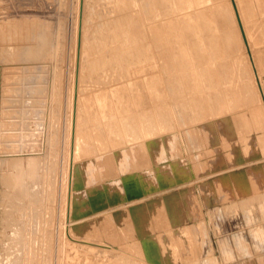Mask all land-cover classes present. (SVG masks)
<instances>
[{"label":"rangeland","instance_id":"rangeland-1","mask_svg":"<svg viewBox=\"0 0 264 264\" xmlns=\"http://www.w3.org/2000/svg\"><path fill=\"white\" fill-rule=\"evenodd\" d=\"M236 1L249 7L247 9L243 6L246 12L249 10L251 13L256 9L253 14H245L244 19L255 40L253 49L264 85V0ZM254 1L258 3L252 4ZM228 5L230 8L227 7ZM208 16L212 18V23L206 19ZM237 20L231 0H0V78L3 77L0 79L2 82L0 83V98L2 97L0 99V143H2L0 144V264H152L141 258L142 256H136L138 252L137 255L141 254L139 247L141 249L143 239L144 241L153 239L155 243L157 242L155 246L169 259L175 258L180 261L181 254L185 252L187 255L184 254L183 260L187 258L189 261L186 259V262L181 264H264V178H262L264 177V149H262L264 115L261 119L258 115H261L263 110L262 113H257V108L260 106H258L257 83L260 78L258 75L257 79L252 71L248 53L252 51L251 43L247 39L248 46H246ZM244 26L243 23L242 28L246 34V26L245 28ZM132 33L135 35L134 38L131 36ZM221 98H225L227 107L224 113L225 120L232 123V127L229 125L231 132L228 128L224 131L221 129L215 131L213 126L212 131V127L206 125L209 120L212 122L213 118L214 121L222 123L219 120L224 119L225 116L219 110L208 112L212 117L209 114L208 117L204 116L207 104L211 110L217 109ZM248 100H251L250 103ZM244 103L250 105L245 106ZM245 107L249 109L250 114ZM235 109L238 111H234ZM240 111L241 115L247 112L248 122H251L255 118L253 114L257 113L255 116L257 115L260 120L257 118L254 120L258 121L255 128L260 127L259 131L256 129L255 131L253 127L252 132V127L241 129V126L236 125L232 114H236L239 118ZM246 114L243 116L246 117ZM205 118L208 120L206 121ZM161 123L164 125L160 131L162 134L159 132L153 137L144 136L143 127L153 131L157 124L160 126ZM190 123H196L197 127ZM209 130L214 134L213 137ZM226 131L232 134L227 133V135ZM205 132H209L211 136ZM217 132L219 135L224 132V135L216 137ZM202 133L206 137H203ZM128 134L135 139L133 138L132 141V137H128ZM192 136L195 138L192 139ZM209 136L214 140L210 141ZM237 136L239 139H236ZM146 137L149 139L145 143ZM196 138H202L200 143ZM207 139L210 144L207 143L209 142ZM222 139L227 141L221 142ZM135 140L139 141V144L135 145ZM203 140L206 141L207 147L201 143ZM75 141L81 145L77 156L79 161H82L79 156L82 159L86 158L84 161L87 164L90 162H87L89 157L99 158L103 154L105 157L101 158L103 160L107 158L104 164L101 158L98 160L95 157L96 160L93 159L91 162L95 160L96 165L91 163L92 166L90 165L89 168L91 173L85 175L84 180L87 179L85 184L82 186L84 183L82 179L78 189H73L74 193L81 191L79 194L82 198L85 196L87 199L96 196L103 198L104 204L98 208L99 210L97 209L103 213L98 214L97 218L93 216L95 218L84 220L88 227L84 223L82 226L77 224L81 228L84 227L83 224L86 226L85 229L83 228L85 235L88 232L90 234L96 232L90 229H97L102 222L103 226L106 223L104 226L106 230L112 227L108 230L111 234L105 231L104 227H99V231L97 229L99 236L88 233L95 239L91 238V240L89 235L85 238L88 237L90 239L88 242L96 245L77 243L67 236L70 232L72 237L79 239L80 236L81 240H85L83 234L79 235L83 231L80 227L81 231L76 232L73 229L76 224L69 225L68 178ZM233 143L240 149L242 155V161L235 165L233 164L235 161H229L236 153V150L231 148L234 146ZM250 143L252 145H247ZM122 144L126 148H121ZM129 144L130 146L134 144L131 147L133 152ZM215 145L219 148H215ZM114 147L118 150L115 151ZM178 147L181 151L178 149L177 154H174ZM205 148L208 150L206 153ZM216 150L218 153L215 154ZM221 150L228 153L223 152L222 155ZM211 152L214 155L210 157ZM192 154L195 159H190ZM122 155L126 157L128 164L125 170L119 165L123 160ZM198 156L203 157L200 158L201 163ZM28 157H34L36 160L33 169L28 165ZM147 157L148 161L145 160ZM166 160L168 164H165ZM142 163L144 165L146 163L145 167H142ZM186 163L187 165L184 166ZM194 164L196 168L202 170H195ZM115 165L117 171L119 170L118 173ZM101 166L105 168L101 169ZM193 168L194 177L191 172ZM215 170L218 173L214 172ZM112 171L117 175L113 173L111 176ZM79 175L78 179H80ZM89 176L94 178L90 179ZM190 176L191 178H188ZM253 177L257 178V182L260 181V189L256 188L259 183ZM90 180L94 182L92 185L88 184ZM96 182L99 186L94 185ZM248 182L250 184H247ZM193 184L196 186L194 187ZM88 186L90 189H87ZM112 186L114 189L111 188ZM92 187L94 189L99 187V190H94ZM225 188H228L227 191ZM87 193L93 194L89 195L91 198ZM165 194H169L168 198L171 197L169 211L164 206L163 198L160 200L161 197L165 198ZM141 196L144 198H139ZM222 198L225 199L221 200ZM182 199L185 201L183 202ZM189 199L193 201L191 205ZM139 203L144 205L139 207ZM128 204L130 206L136 204V206L129 209ZM136 207L142 209L147 207V210L148 208L150 210L143 209L142 212L144 214L147 212L146 215L149 217L142 216L144 214L141 212L140 217L143 218L137 220V225L135 219H132L134 212L130 215V211ZM192 208L194 213L196 211L199 213L193 214ZM124 209L129 211L126 212ZM118 211H121V217L129 213L128 216L126 214L122 217V220L125 218V224L131 221L133 223L129 225L127 223L126 227L121 217L118 218L120 216ZM158 211L162 215L158 214ZM152 214H154L153 219H151ZM198 214L200 217L197 218ZM114 215L118 218L115 220L120 219L122 223L120 221L115 223ZM129 215L133 216L131 220L127 219ZM163 215L167 217L164 218ZM160 216L166 221L163 222ZM105 217L113 220L114 225L111 220L112 223L105 221ZM172 217L174 219H171ZM75 218L77 217L73 216L72 219ZM142 220L145 222L143 223ZM151 220L157 221L158 224L162 221L159 226L166 231L162 232L163 229ZM197 221L200 223H196ZM148 222L152 226L150 223L149 226ZM165 222L169 225L166 226ZM199 224H202V227L199 228ZM122 225L123 228L120 227ZM190 225L194 230L193 233L185 231L186 228L190 230ZM115 227L119 231H116ZM143 227H147L148 230ZM102 228L105 237L100 236L103 232ZM139 228L140 235L137 234ZM120 229H124L125 232ZM169 229L172 230L173 235L168 234ZM144 230H147L145 233L148 232L149 236ZM120 231L122 235H118L119 238L128 239L132 235L134 237L129 238L132 241L125 242L124 239H122L124 242L119 241L120 244L125 243L123 247L117 242L118 236L114 238L118 232L120 234ZM135 234L140 236L141 242ZM141 234L146 237L144 235L141 237ZM108 239L111 240V244ZM113 241L118 245L116 246ZM127 241L131 242L132 246L134 242L136 245L132 247ZM128 247L136 252L129 250Z\"/></svg>","mask_w":264,"mask_h":264},{"label":"bare ground","instance_id":"bare-ground-1","mask_svg":"<svg viewBox=\"0 0 264 264\" xmlns=\"http://www.w3.org/2000/svg\"><path fill=\"white\" fill-rule=\"evenodd\" d=\"M251 1H253V0H251ZM251 1L249 0L248 2H251ZM259 1H260V0H259ZM234 2H235V5H236V9H237V13H238V16H239V21H240V23H241V26H242L243 23H244L245 26H246V34H245V32H244V34H245V38H246V45L248 46L247 43H248V41L250 42V40H251V38H249V37H250V29H249V27H248V26L246 25V23H245V19H244L245 17H244V16H245V14L247 15V13H249L248 15L253 14L254 11H256V9H255L256 5H255V7H252V8H254L255 10H253V12L251 11V13H250L249 10H248V12H246L247 10L245 11V8H247V7L244 6L240 1H239V3H238V1L234 0ZM242 2H243V0H242ZM248 2H247V3H248ZM256 2L258 3V1H256ZM256 2L254 1V2H252V4H254V3H256ZM245 3H246V2H245ZM257 3H256V4H257ZM225 5H226V4H225ZM248 5H250V4L248 3ZM248 5H247V6H248ZM243 6H244L245 8H244ZM253 6H254V5H253ZM224 7H225V6H224ZM224 7H223V8H224ZM227 7H229V5H228ZM227 7H225V8H227ZM229 8H230V7H229ZM248 8H249V7H248ZM248 8H247V9H248ZM250 9H251V8H250ZM261 10H262V9H261ZM239 12H240V14H239ZM245 12H246V13H245ZM259 12H260V11H259ZM259 12H258V14H259ZM206 19H207L208 22H210V23L213 22V20H212V18H211L210 16H208V18H206ZM237 21H238V20H237ZM248 25H249V24H248ZM245 26H244V28H245ZM242 29H243V28H242ZM243 31H244V29H243ZM131 36L134 38V37H135L134 33H132ZM248 36H249V37H248ZM247 39H248V41H247ZM250 47L252 48L251 44H250ZM254 53H255L254 49H252V51L249 52V59H250L251 65H252V71H253V73H254V76L257 77V79H258V75H259V78H260V79H258V83H257L258 90H259V94L257 93V95H258V106L260 105L259 107H260V109H261V108H262V109L260 110L259 107H258V108H257V110H258L257 113L260 114V112L262 113V110H263V113H262L261 115H258V117L261 116V119H263V118H262V115H264V85H263V79H261V76H260V71H261V70L258 69V66H259L258 64H259V63H257L258 60L256 59ZM258 54H259V53H258ZM259 56H260V55H259ZM259 58L261 59V56H260ZM186 60L188 61L187 58H186ZM260 61L262 62V60H260ZM178 63H179V60H178ZM262 63H263V62H262ZM190 66H191V64H190ZM262 67H263V65H262ZM262 67H261V69L263 70ZM2 68H3V67H2ZM212 69H213V68H212ZM254 70H255V71H254ZM0 71H1V70H0ZM262 72H263V71H262ZM0 75H1V73H0ZM240 75H241V74H240ZM239 77H240V76H239ZM1 78H3V77H1ZM1 78H0V79H1ZM241 78H242V77H241ZM262 78H263V76H262ZM0 81H1V80H0ZM147 81H149V80H147ZM243 81H244V79H243ZM243 81H241V82H243ZM238 82H239V81H238ZM0 83H2V82H0ZM1 87H2V86H1ZM149 91H151V89H150ZM252 95H254V93H253ZM1 98H2V97H1ZM1 98H0V99H1ZM224 100H225V98H221V99L219 100V107H218L217 109H214V110H211V108L209 107V104H207V107H205V104H206V103L203 104V107H205V110H206L205 113H204V114H206V115H204V116H205V117H208L207 115H208V114L210 115V113H208V112L211 111V113H212V112L215 111V110H219L221 113L223 112L222 115H223L224 113H226L227 107H226V104H225V101H224ZM251 100H252V99H251ZM251 100H250V101H251ZM248 101H249V100H248ZM250 101H249V103H250ZM253 102H254V101H253ZM240 103H241V102H240ZM249 103H247V104L250 105ZM0 104H1V103H0ZM241 104H242V103H241ZM244 104H246V103H244ZM247 104H246L245 106H247ZM252 104H253V103H252ZM252 104H251V105H252ZM242 106H243V105H242ZM253 106H254V105H253ZM228 107H229V106H228ZM248 107H249V106H248ZM250 107H252V106H250ZM256 107H257V106H256ZM234 108H237V107H234ZM245 108H246V110L249 112V109H248L247 107H245ZM241 109H243V108L241 107ZM250 109H251V108H250ZM254 109H256V108L254 107ZM2 110H3V109H2ZM252 110H253V109H252ZM252 110H251V115H252ZM259 110H260V111H259ZM228 111H229V110H228ZM234 111H238V110L235 109ZM234 111H233V112H234ZM241 111H242V110H241ZM241 111L238 112V113H239V114H238V115H239V118H238V116H237L236 114H234V113L232 114V115H234V116L236 115L235 117H237V119H236V118L233 116V118L235 119L236 125H237V126H241V129H242V127H243V128H244V127H245V128H247V127H249V128L252 127V128H251V131L253 132V127H254V130H255V129H256L255 126H256V124H257V122H258V121L256 122V120L259 119V118L256 117L257 115L255 116V114H257V113H254V114H253L254 117L257 118V119L254 120V119H255V118H254V119L251 120V122H248V120H247L248 115L246 114L247 112H246V111H245V112L243 111V112L246 114V117H244L243 115H245V114L243 113V114L241 115V114H240V113H242ZM253 111L256 112L255 110H253ZM229 113H230V112H229ZM236 113H237V112H236ZM188 114H189V113H188ZM190 114H191V113H190ZM213 114L215 115V113H213ZM249 114H250V112H249ZM199 115H200V114H199ZM227 115L229 116V114H227ZM251 115H250V116H251ZM210 116L212 117V114H211ZM219 116H220V115H219ZM223 116H225V114H224ZM223 116H222V118H223ZM191 117H192V114H191ZM193 117H194V116H193ZM193 117H192V118H193ZM196 117H197V116H196ZM211 117H210V118H211ZM215 117H216V116H215ZM220 117H221V116H220ZM192 118H191V120H192ZM210 118H209V119H210ZM222 118H221V119H222ZM225 118H226V116H225L224 119H222V120H219V118L217 119V120H219V121H222V123H219V122H217V121H214V118H213V119L211 118V119H212V122H210L211 120H209V123H206V121H207L208 119L205 118V119H206L205 123H206V125L209 124L210 128L213 126L214 129H215V131H216V129H219V130L221 129V131H222V130L224 131V130H227L226 128H228V131H230L231 128H229V125L231 126L232 123H231V122L229 123L227 120H225ZM230 118H231V116H230ZM241 118H242V119H241ZM245 118H246V120H243V119H245ZM2 119H3V118H2ZM2 119H1V120H2ZM197 119H198V118H197ZM227 119L229 120V118H227ZM231 119H232V118H231ZM248 119L250 120V118H248ZM259 120H260V119H259ZM229 121H230V120H229ZM262 121H264V120H262ZM2 122H3V120H2ZM192 122H193V121H192ZM192 122H191V123H192ZM199 122H200V121H199ZM233 122H234V120H233ZM235 122H234V123H235ZM3 123H4V122H3ZM188 123H189V122H188ZM191 123H190V124H191ZM196 123H197V122H196ZM196 123H195V124H196ZM217 123H218V124H217ZM226 123L228 124V126H227ZM193 124H194V123H193ZM193 124H191V125L193 126ZM195 124H194V125H195ZM198 124H199V123H198ZM220 124H221V125H220ZM262 124H263V122H262ZM262 124H261V127H262ZM200 125H202V124H200ZM203 125H205V124L203 123ZM218 125H220V128H219ZM3 126H4V124H3ZM163 126H164V125H163L162 123L160 124V126H158V124H157L156 129L153 130V131H151L150 129H147V128H145V127H143L142 130H143V133L145 134L144 136H149V135L151 136V135H152V137H153V136L158 135L157 133H159L160 131H162ZM187 126H189V125H187ZM195 127H197V126L195 125ZM204 127H206V126H204ZM207 127H208V126H207ZM213 127H212V131L214 130ZM231 127H232V126H231ZM135 128H136V127H134V129H135ZM186 128H187V127H186ZM191 128H192V127H191ZM191 128H190V129H191ZM208 128H209V127H208ZM238 128H240V127H238ZM259 128H260V127H258V129H259ZM190 129H189V130H190ZM234 129L236 130L237 128L235 127ZM258 129H256V130H258ZM185 130H186V129H185ZM193 130H196V129H193ZM207 130H208V129H207ZM239 130H240V129H239ZM245 130L247 131L248 129H245ZM256 130H255V131H256ZM263 130H264V129H263V127H262V131H263ZM183 131H184V130H183ZM190 131L192 132V130H190ZM204 131H206V130H204ZM209 131H210V133H211V135H212V137H213L214 134H212L211 130H209ZM258 131H259V130H258ZM258 131H257V132H258ZM1 132H2V131H1ZM186 132H189V131L186 130ZM195 132H196V131H195ZM230 132H231V131H230ZM230 132L228 133V132L226 131L225 133H226V134H227V133L230 134ZM232 132H233V130H232ZM239 132H240V131H239ZM244 132H245V131H244ZM252 132H251V133H252ZM160 133H161V132H160ZM171 133H172V132H171ZM173 133H174V132H173ZM181 133H182V132H181ZM198 133H199V132H198ZM205 133H206V134H209V132H205ZM213 133H214V132H213ZM241 133H242V132H241ZM251 133H250V134H251ZM3 134H4V133H3ZM154 134H155V135H154ZM161 134H162V133H161ZM161 134H160V135H161ZM168 134H169V133H168ZM183 134H184V133H183ZM202 134H203V133H202ZM221 134H222V133H220V135H221ZM228 134H227V135H228ZM231 134H232V133H231ZM231 134H230V135H231ZM261 134H262V133H261ZM263 134H264V131H263ZM166 135H167V134H166ZM172 135H173V134H172ZM176 135H177V133H176ZM176 135H175V136H176ZM190 135H192V133H191ZM195 135H196V134H195ZM204 135H205V134H203V137H206V136H204ZM209 135H210V134H209ZM211 135H210V136H211ZM218 135H219V134H218V132H217V134H216L215 136L217 137ZM220 135H219V136H220ZM222 135H224V132H223ZM236 135H237V134H236ZM239 135H240V133H239ZM239 135H238V136H239ZM247 135H248V134H247ZM251 135H254V134H251ZM142 136H143V135H142ZM184 136H185V134H184ZM184 136H183L182 138H184ZM193 136H194V134H193ZM193 136H192V139L195 138V137H193ZM198 136H199V134H198ZM201 136H202V135H201ZM210 136H209V137H210ZM215 136H214V137H215ZM225 136H226V135H225ZM232 136H233V135H232ZM232 136H229V137H232ZM238 136L236 137V139H239ZM248 136H250V135H248ZM258 136H259V135H258ZM3 137H4V136H3ZM128 137H132L131 140L133 141V138H134V137H133L131 134H130V135L128 134ZM158 137H159V136H158ZM176 137H178V136H176ZM187 137L189 138V137H191V136H187ZM196 137H197V135H196ZM209 137H207V138H209ZM223 137H224V136H223ZM226 137H228V136H226ZM233 137H235V136H233ZM242 137L246 139L245 136L242 135ZM253 137H255V136H253ZM263 137H264V136H263ZM263 137H261V138H263ZM156 138H157V137H156ZM185 138H186V137H185ZM188 138H187V140H188ZM199 138H200V137H199ZM199 138H196V139L199 140V143H200V140H201L202 138H201V139H199ZM134 139H135V138H134ZM141 139H142V138H141ZM148 139H149V137H146V139H145V143H146V141H148ZM196 139H195V141H197ZM219 139H221V137H220ZM136 140H137V139H136ZM136 140H135V141H136ZM143 140H144V138H143ZM143 140H142V141H143ZM151 140H153V139H151ZM205 140H206V139H205ZM207 140H208V139H207ZM212 140H214V139H212V138L210 137V141H212ZM216 140H218V139H216ZM216 140H215V141H216ZM232 140H233V139H232ZM240 140H242V138H240ZM261 140H262V139H261ZM2 141H3V140H2ZM172 141H173V140H172ZM176 141H177V143H178V140H177V139H176ZM192 141H193V140H192ZM208 141H209V140H208ZM210 141L207 142V143L210 144ZM226 141H227V140H226ZM226 141L222 139L221 142H226ZM230 141H231V140H230ZM242 141H243V140H242ZM247 141H248V138H247ZM262 141H263V143H264V139H263ZM138 142H139V141H136V143L134 142V144L137 145V144H139ZM154 142H155V141H154ZM232 142H234V141H232ZM235 142H236V141H235ZM249 142H251V140H249ZM140 143H142V142H140ZM177 143H176V146H177ZM180 143H181V142H180ZM180 143H179V144H180ZM192 143H193V142H192ZM197 143H198V141H197ZM201 143H204V145L206 146V141L204 142V140H203V142H201ZM211 143H212V142H211ZM215 143H216V142H215ZM219 143H220V142H219ZM239 143H240V142H239ZM252 143H253V142H252ZM252 143L247 144V145L250 146V145H252ZM0 144H2V143H0ZM124 144H125V142H124ZM124 144H122V146H123ZM134 144H132V146H130V144H129V147H130V148L133 147ZM142 144L144 145V143H142ZM149 144H150V143H149ZM174 144H175V143H174ZM179 144H178V145H179ZM224 144H225V143H224ZM224 144H223V145H224ZM230 144H231V143H230ZM233 144H234V143H233ZM233 144H232V145H233ZM242 144H243V143H242ZM242 144H241V145H242ZM245 144H246V143H245ZM79 145H80L79 142H76V141H75V144H74L73 147H72V163H71V166H70L69 178H68V181H69V184H68V206H69V215H70V216H69V225H70V226H73L74 224H76V225H77V224H81V226H82V223L85 222L84 220H88V219H90V218H95V217H93V216H96V218H97V217H98V214L103 213L102 211H101V212L98 211V210H99L98 208L101 207V206L104 204V203H103V198H100V196H99V198H98L97 196L91 198V196H89V195H93V194H88L89 192H88L87 194H88V196H89L91 199H87L86 196H85V198H82V197L80 196V194H79V193H81V191H75V193H74V191H73V189H74V190H75V189H78V186H80V184L82 183V179L84 180V179H85V175H88L89 170L91 171V169H89V168H90V165L92 166L91 163H94V164H95V163H96L95 160H96V158H98V157L94 156L93 159H95V160H94V162H91L93 159L89 157L90 159L88 158L87 162H89V161H90V162L87 164L86 161H84L86 158L82 159V157L79 156V159L81 158V160H82V161H79V160L77 159V158H78L77 156L79 155L78 153H79V150H80V146H81V145H80V146H79ZM114 145H115V144H114ZM114 145H113V146H114ZM118 145H119V144H118ZM118 145H116V146H118ZM150 145H152V144H150ZM156 145H157V143H156ZM192 145H193V144H192ZM192 145H191V146H192ZM195 145H197V144L195 143ZM207 145H208V144H207ZM211 145H212V144H211ZM213 145H214V144H213ZM219 145H221V144H219ZM223 145H222V146H223ZM260 145H261V144H260ZM1 146H2V145H1ZM122 146H121V148H126V146H125V147H124V146L122 147ZM172 146H173V145H172ZM197 146H199V145H197ZM201 146H202V145H201ZM209 146H210V145H209ZM225 146H226V145H224V147H225ZM242 146H243V145H242ZM244 146H245V145H244ZM254 146H255V144H254ZM262 146H263V145H262ZM2 147H3V146H2ZM2 147H1V149H2ZM143 147H144V146H143ZM148 147H149V146H148ZM206 147H207V146H206ZM214 147H215V148H219V146L216 147V145H215ZM220 147H221V146H220ZM224 147H223V148H224ZM101 148H102V147H101ZM101 148H99V149H101ZM117 148H119V147H117ZM121 148H119V150H121ZM146 148H147V146H146ZM192 148H193V146H192ZM197 148L200 149V146L197 147ZM202 148H204V147H202ZM212 148H213V146L211 147V149H212ZM225 148L228 149V147H225ZM225 148H224V150H226ZM231 148H233V150H236V153H234L235 151H234V152L232 151V152L234 153V155H233L234 157H230V160H229V161H232V162L235 161V162L233 163V164L235 165V163H238V162L242 159V157H241L242 155L239 156V155H240V154H239V152H240L239 150H240V149L236 148L235 144H234V146H231ZM239 148H240V147H239ZM114 149H115V151L118 150V149L116 150L115 147H114ZM131 149H132V152H133V148H131ZM137 149H138V148H137ZM144 149H145V148H144ZM157 149H158V148H157ZM162 149H163V148H162ZM178 149H179V147L176 148V153H175V152H173V153H174V154H177V150H178ZM206 149H207V148H205V153H206V151L208 152V150H206ZM209 149H210V148H209ZM220 149H221V148H220ZM251 149H252V148H251ZM254 149H255V148H253L252 150H254ZM262 149H264V146H263ZM111 150H113V147H112ZM111 150H109V152H110ZM122 150H123V149H122ZM128 150H129V149H128ZM128 150H127V151H128ZM222 150H223V149H222ZM222 150H221L222 155H223V152H224L225 154L228 153V151L225 152V151H222ZM231 150H232V149H231ZM115 151H114V152H115ZM145 151H146V150H145ZM147 151H148V150H147ZM163 151H164V150H163ZM173 151H174V150H173ZM178 151H181V150L179 149ZM183 151H184V150H183ZM199 151H200V150H199ZM214 151H215V150H214ZM214 151H213V152H214ZM216 151H217V150H216ZM247 151H248V150H247ZM247 151H246V152H247ZM81 152H82V150H81ZM81 152H80V153H81ZM102 152L104 153V151H102ZM197 152H198V151H197ZM201 152H202V151H201ZM221 152H219V154H220ZM232 152H231V154H232ZM98 153H99V152H98ZM107 153H108V152H107ZM117 153H118V152H116V154H117ZM129 153H130V151H129ZM136 153H137V152H136ZM145 153H146V152H145ZM152 153H153V152H152ZM171 153H172V151H171ZM180 153H181V152H180ZM211 153H212V152H211ZM216 153H218V151L215 152V154H216ZM243 153H244V152H243ZM0 154H1V153H0ZM81 154H82V153H81ZM81 154H80V155H81ZM101 154H102V153H100V155H101ZM109 154H110V153H109ZM141 154H142V153H141ZM164 154H165V152H164ZM219 154H218V155H219ZM225 154H224V156H225ZM3 155H4V154H3ZM97 155H98V154H97ZM100 155H98V156H100ZM131 155H132V153H131ZM131 155H129L130 158H131ZM178 155H180V154H178ZM213 155H214V154L212 153V155H209V156L211 157V156H213ZM218 155H217V157H218ZM248 155H249V154H247V157H248ZM1 156H2V155H1ZM83 156H84V155H83ZM102 156H104V155L102 154L101 157H102ZM110 156H111V155H110ZM123 156H124V155H122V157H123ZM126 156H127V155H126ZM132 156H133V155H132ZM137 156H138V154H137ZM143 156H145V155H143ZM146 156H147V155H146ZM148 156H149V155H148ZM175 156H176V155H175ZM175 156H174V157H175ZM183 156H184V155H183ZM203 156H204V155H203ZM231 156H232V155H231ZM34 157H35V156H34ZM34 157H28V159H27V160H28V165L30 166V169H33V167H34L35 164H36V160H35ZM95 157H96V158H95ZM101 157H99V158H101ZM104 157H105V156H104ZM107 157H109V156H107ZM162 157H163V156H162ZM201 157H202V156H200V157L198 156V158H199V162H200V158H201ZM205 157H207V156H205ZM215 157H216V155H215ZM99 158H98V160H99ZM110 158H111V157H110ZM112 158H114V157H112ZM153 158H155V157H153ZM172 158H173V157H172ZM193 158H194V157H193V154H192V158H191V156H190V159H193ZM196 158H197V157H196ZM202 158H203V157H202ZM202 158H201V159H202ZM220 158H221V157H219V160H221ZM106 159H107V158H105V160H106ZM131 159H132V158H131ZM133 159H134V161L136 160L134 157H133ZM142 159H143V158H142ZM147 159H148V157H147L145 160L148 161ZM149 159H150V158H149ZM169 159H171V158H169ZM178 159H179V158H178ZM194 159H195V158H194ZM223 159H225V158H223ZM231 159H232V160H231ZM102 160H103V158H101V161H102ZM105 160H103V163H104V164L106 163V162H104ZM118 160H119V159H118ZM157 160H158V159H157ZM175 160H177V159H175ZM244 160H245V158H244ZM261 160H262V159H261ZM261 160H260V161H261ZM263 160H264V159H263ZM108 161H109V160H107V163H108ZM142 161H144V160H142ZM171 161H172V159H171ZM171 161H170V162H171ZM215 161H216V160H215ZM215 161H213V162H215ZM241 161H242V160H241ZM98 162H99V161H98ZM114 162H115V161H114ZM132 162H133V161H132ZM149 162H150V161H149ZM164 162H165V164H168V163H167V160L164 161ZM197 162H198V161H197ZM197 162H195V163H197ZM205 162H206V160H205ZM216 162H217V161H216ZM220 162H221V161H220ZM222 162L224 163V161H222ZM232 162H231V163H232ZM103 163H102V164L100 163V164L103 165ZM115 163H116V162H115ZM115 163H114V164H115ZM139 163H140V162H139ZM139 163H138V164H139ZM159 163H161V162H159ZM188 163H190V162H188ZM200 163H201V162H200ZM218 163H219V162H218ZM225 163H226V162H225ZM240 163H241V162H240ZM94 164H93V165H94ZM132 164H133V163H132ZM148 164H149V163H148ZM162 164H163V163H162ZM190 164H192V163H190ZM197 164H198V163H197ZM202 164H203V163H202ZM254 164H255V163H254ZM95 165H96V164H95ZM119 165H121V167H122L121 169H123V170H125V169L127 168L128 164L126 163V157H125V158L123 157V160H121V162L119 163ZM142 165H143L142 167H145L146 163H145V165L142 163ZM163 165H164V164H163ZM185 165H187V163L184 164V166H185ZM198 165H199V164H198ZM215 165H217V164H215ZM113 166H114V165H113ZM133 166H134V165H133ZM140 166H141V164H140ZM148 166H149V165H148ZM181 166H182V165H180V167H181ZM191 166H192V165H191ZM202 166H204V164H203ZM205 166H206V165H205ZM217 166H218V165H217ZM220 166H222V165H220ZM220 166H219V168H220ZM93 167H96V166H93ZM97 167H98V166H97ZM99 167H100V166H99ZM111 167H112V166H111ZM177 167H179V166H177ZM177 167H175V168H177ZM198 167H200V166H198ZM213 167H214V163H213ZM231 167H233V166H231ZM238 167H239V166H238ZM103 168H105V166H104V167L101 166V169H103ZM113 168H114V167H113ZM190 168H191V167H190ZM194 168H195V170H202V169H200V168H199V169L196 168L195 164H194ZM194 168L192 169V171L190 170V171L192 172V176H193V171L195 172ZM204 168H205V167H204ZM228 168H229V167H228ZM96 169H97V168H96ZM117 169H118V168H117L116 165H115V170L117 171ZM134 169H135V168H134ZM144 169H145V168H144ZM149 169H150V167H149ZM151 169H152V168H151ZM154 169H155V168H154ZM187 169H188V167H187ZM208 169H209V168H208ZM210 169L212 170V168H210ZM239 169H240V168H239ZM239 169H238V170H239ZM156 170H157V169H156ZM175 170H176V169H175ZM177 170H178V169H177ZM222 170H223V169H222ZM224 170H225V169H224ZM224 170H223V171H224ZM232 170H233V169H232ZM232 170H231V171L229 170V171L232 172ZM256 170H257V169H256ZM105 171H106V170H105ZM135 171H136V170H135ZM140 171H141V170H140ZM179 171H180V170H179ZM216 171H217V170H215L214 172H216ZM234 171H235V170H234ZM234 171H233V172H234ZM239 171H241V170H239ZM257 171H258V170H257ZM92 172H93V170H92ZM97 172H98V171H97ZM118 172H119V170H118L116 173H118ZM130 172H132V171H130ZM130 172H127V174H129ZM136 172H137V171H136ZM136 172H135V173H136ZM230 172H229V173H230ZM255 172H256V171H255ZM90 173H91V172H90ZM90 173H89V174H90ZM113 173H115V171H114V172L112 171L111 176L113 175ZM116 173H115V174H116ZM206 173H207V172H206ZM217 173H218V171H217ZM223 173H224V172H223ZM78 174H80V175H79V176H80V179H78V177H77ZM100 174H101V173H100ZM104 174H105V173H104ZM150 174H152V173H150ZM153 174H154V172H153ZM153 174H152V175H153ZM160 174H161V173H160ZM201 174H202V173H201ZM209 174H210V173H209ZM212 174H213V173H212ZM226 174H227V172H226ZM81 175L84 176V178H83ZM91 175H92V174H91ZM91 175H90V176H91ZM96 175H98V174H96ZM116 175H117V174H116ZM135 175H136V174H135ZM155 175H156V174H155ZM184 175H185V174H184ZM186 175H187V173H186ZM198 175H200V174H198ZM205 175H206V174H205ZM217 175H218V174H217ZM222 175H223V174H222ZM224 175H225V174H224ZM261 175L263 176V174H261ZM90 176H89L90 179H91V178H94L93 176H92V177H90ZM98 176H99V175H98ZM136 176H137V175H136ZM150 176H151V175H150ZM162 176H163V175H162ZM174 176H175V175H174ZM187 176H188V175H187ZM201 176H202V175H200V177H201ZM219 176H220V175H219ZM228 176H229V175H228ZM262 176H260V180H262V179H261ZM81 177H82V178H81ZM87 177H88V176H87ZM114 177H116L115 179H117V176L114 175ZM120 177H121V176H120ZM153 177H154V176H153ZM193 177H194V176H193ZM214 177H215V176H214ZM99 178H100V177H99ZM104 178H105V177H104ZM112 178H113V177H112ZM188 178H191V176L188 177ZM195 178H196V177H195ZM209 178H210V177H209ZM217 178H218V180H219V177H217ZM253 178H254V177H253ZM262 178H264V177H262ZM100 179H101V178H100ZM110 179H111V178H109V180H110ZM137 179H138V177H137ZM165 179H166V177H165ZM254 179H255V178H254ZM256 179H257V178H256ZM256 179H255V181H256ZM86 180H87V179H86ZM86 180H84V183H82V186H83V184H85ZM88 180H89V179H88ZM92 180H93V179H92ZM120 180H121V179H120ZM154 180H155V179H154ZM163 180H164V179H163ZM166 180H167V179H166ZM90 181H91V180H90ZM90 181H88V184L90 183V184L92 185V182H93V181H91V182H90ZM103 181H104V180H103ZM158 181H159V180H158ZM168 181H169V180H168ZM215 181H216V180H215ZM247 181H249V180H247ZM263 181H264V180H263ZM263 181H262V182H263ZM105 182H106V181H105ZM105 182H104V183H105ZM109 182H110V181H109ZM172 182H173V181H172ZM184 182H185V181H184ZM205 182H206V181H205ZM212 182H213V181H212ZM256 182H257V181H256ZM93 183H94V182H93ZM100 183H101V182H100ZM120 183H121V182H119L118 185H120ZM162 183H163V182H162ZM170 183H171V182H170ZM173 183H174V182H173ZM225 183H226V182H225ZM257 183H259V184H258L259 186L256 185V188L258 187V188L260 189V188H261V187H260V181H258ZM102 184H103V183H102ZM102 184H101V186H102ZM124 184H125V183H124ZM160 184H161V182H160ZM163 184H164V183H163ZM178 184H179V183H178ZM184 184H185V183H184ZM184 184H183V185H184ZM202 184H203V183H202ZM223 184H224V183H223ZM247 184H250V183L248 182ZM86 185H87V183H86ZM91 185H89V186H91ZM94 185L99 186V185H97V182H96ZM94 185H93V186H94ZM115 185H116V184H115ZM146 185H147V184H146ZM149 185H150V184H149ZM180 185H181V184H180ZM193 185H194V184H193ZM206 185H207V184L205 183V186H206ZM225 185H226V184H225ZM227 185H228V184H227ZM232 185H233V183H232ZM89 186H88L87 189H90ZM106 186H107V185H106ZM156 186H157V184H156ZM178 186H179V185H178ZM195 186H196V184L194 185V187H195ZM223 186H224V185H223ZM250 186H251V185H250ZM262 186H263V185H262ZM85 187H86V186H85ZM157 187H159V186H157ZM169 187H170V186H169ZM209 187H210V186H209ZM230 187H231V185H230ZM92 188H93V187H92ZM92 188H91V189H92ZM95 188L98 189L99 187H95ZM111 188H113V186H112ZM111 188H109V189H111ZM118 188H119V187H118ZM121 188H122V184H121ZM146 188H147V187H146ZM164 188H165V187H164ZM197 188H198V187H197ZM214 188H215V187H214ZM232 188H233V187H232ZM254 188H255V186H254ZM82 189H83V187H82ZM82 189H81V190H82ZM93 189H94V188H93ZM96 189H94V190H96ZM102 189H103V187H102ZM102 189H101V190H102ZM113 189H114V188H113ZM194 189H195V188H194ZM225 189H226V188H225ZM227 189H228V188H227ZM227 189H226L225 191H227ZM79 190H80V189H79ZM83 190H84V189H83ZM98 190H99V189H98ZM106 190H107V189H106ZM140 190H141V189H140ZM159 190H161V189L159 188ZM183 190H184V189H183ZM195 190H196V189H195ZM195 190H194V191H195ZM257 190H258V189H257ZM84 191H85V190H84ZM84 191H83V192H84ZM89 191H90V190H89ZM119 191H120V190H119ZM141 191H142V190H141ZM185 191H186V190H185ZM197 191H198V190H197ZM218 191H219V190H218ZM248 191H249V190H248ZM253 191H254V189H253ZM258 191H259V190H258ZM85 192H87V191H85ZM103 192H104V191H103ZM179 192H180V191H179ZM179 192H178V193H179ZM200 192H201V191H200ZM233 192H234V191H233ZM111 193H112V192H111ZM117 193H118V192H117ZM174 193H175V192H174ZM185 193H186V192H185ZM185 193H184V194H185ZM245 193H246V192H245ZM115 194H116V193H115ZM176 194H177V193H176ZM241 194H242V193H241ZM83 195H84V194H83ZM85 195H86V194H85ZM110 195H111V194H110ZM110 195H107V196H110ZM116 195H117V194H116ZM165 195H166V194H165ZM168 195H169V194H168ZM168 195H166L167 197L165 196V198H164V197H161L160 200H162V198H163L164 202H163V201H162V202L165 203V205H164V204H163V205H164V206L166 207V209L169 211V210L171 209V208H170V203H169V199H170L171 197L169 196V198H168ZM198 195H199V194H198ZM220 195H221V193H220ZM122 196H123V195H122ZM175 196H176V195H175ZM183 196H184V195H183ZM225 196H226V198L228 197L226 194H225ZM80 197H81V199H80ZM117 197H118V196H117ZM119 197H120V196H119ZM219 197H220V196H219ZM219 197H218V198H219ZM230 197H231V195H230ZM239 197H240V195H239ZM69 199H70V200H69ZM104 199H105V198H104ZM155 199H156V198H154V200H155ZM224 199H225V198H224ZM224 199L222 198L221 200H224ZM121 200H122V199H121ZM140 200H141V199H140ZM150 200H151V199H150ZM156 200H157V199H156ZM156 200H155V201H156ZM182 200H183V199H182ZM189 200H190V199H189ZM138 201H139V200H138ZM148 201H149V200H148ZM148 201H147V202H148ZM151 201H152V200H151ZM151 201H150V202H151ZM184 201H185V199L183 200V202H184ZM105 202H106V200H105ZM132 202H133V201H132ZM160 202H161V201H160ZM162 202H161V203H162ZM189 202H190V205H191V203H192L193 201L190 200ZM195 202H197V201H195ZM220 202H221V201H220ZM222 202H223V201H222ZM225 202H226V200H225ZM130 203H131V202H130ZM144 203H145V202H144ZM144 203H143V205H144ZM148 203H149V202H148ZM153 203H154V202H153ZM157 203H158V200H157ZM187 203H188V202H187ZM91 204H92V207H90ZM106 204H107V203H106ZM131 204H132V203H131ZM182 204H183V203H182ZM229 204H230V203H229ZM128 205H129V204H128ZM137 205H138V204H137ZM143 205H142V204L140 205V203H139L138 206L140 207V206H143ZM149 205H150V206H149ZM149 205H147V206L151 207V204H150V203H149ZM197 205H198V202H197ZM230 205H231V204H230ZM119 206H120V205H119ZM122 206H123V205H122ZM129 206H130V205H129ZM132 206H134V204H133ZM132 206H130V207H128V208L130 209ZM135 206H136V204H135ZM135 206H134V207H135ZM145 206H146V205H145ZM155 206H156V205H155ZM159 206H161V205H159ZM159 206H158V208H160ZM201 206H202V205H201ZM123 207H124V206H123ZM123 207H122V209H123ZM139 207H138V208L136 207L135 209H133L132 211H130V215L134 212L133 214H135V215H134L135 218H134L133 216L130 217V215H129V218L127 217L128 220H131L130 218L133 217L132 219H133V220L135 219V220H134L135 225H137L136 223L139 221V219L143 218V217H140V215H141V214H144V213L142 212V211L145 210L144 208H146V211H150L149 208H148V210H147V207H144V208H143L144 210H143L142 208H139ZM71 208H72V211H71ZM158 208H156V210H157ZM197 208H198V207H197ZM97 209H98V210H97ZM120 209H121V208H119V210H120ZM125 209H127V208L125 207ZM125 209H124V210H125ZM129 209H128L127 211H129ZM164 209H165V208H164ZM93 210H94V211H93ZM95 210H97V211H95ZM115 210H116V209H115ZM115 210H114V211H115ZM199 210H200V209H199ZM90 211H91V212H90ZM121 211L123 212V210H121ZM121 211H120V212L118 211V214H119V215L121 214ZM125 211H126V210H125ZM125 211H124L123 213H125ZM127 211H126V212H127ZM159 211H160V210H159ZM159 211H158V214L160 213V214L162 215V213L159 212ZM161 211H162V210H161ZM165 211H166V210H165ZM172 211H173V210H172ZM182 211H183V210H182ZM192 211H193V214H197V213H199V212H197L196 210H195L196 213H194V208H192ZM71 212H72V215L75 216V217H77V218L72 219L73 216L71 215ZM89 212H90V213H89ZM131 212H132V213H131ZM141 212H142V213H141ZM166 212H167V211H166ZM170 212H171V211H170ZM140 213H141V214H140ZM146 213H147V212H146ZM146 213H145L144 215H142V216H147ZM148 213H149V212H148ZM155 213H156V211H155ZM181 213H182V212H181ZM115 214H116V213H115ZM118 214H117V215H118ZM126 214H127V216H128L129 213H126ZM126 214H124L123 216H125ZM158 214H157V216H158ZM200 214H201V213H200ZM109 215H111V214H109ZM109 215H108V216H109ZM167 215L169 216V213H168ZM171 215H172V214H171ZM182 215H183V214H182ZM123 216H122V217H123ZM153 216H154V214H152L151 219H153ZM163 216H164V218L167 217V216H165V215H163ZM173 216H174V215H173ZM99 217H100V216H99ZM102 217H103V216H102ZM119 217H121V215L118 216V218H119ZM122 217H121L120 219H121V221H123V224L126 226L128 222H126V224H125V223H124V222H125V221H124L125 218L122 220ZM147 217H149V215H148ZM155 217H156V216H155ZM155 217H154V218H155ZM160 217H161V216H160ZM184 217H185V215H184ZM198 217H200L199 214L197 215V218H198ZM105 218H106V219H105ZM105 218H102V219H105V221L107 220L109 223H112L113 220H114V222H115V221H116L115 219H118V218L115 217V215H114V217H113V218H114L113 220H111V219H112V216L110 217V218H111L110 220H111L112 222H110V220H108L107 217H105ZM161 218H162V217H161ZM169 218H170V217H169ZM180 218H181V217H180ZM180 218H179V220H180ZM120 219H119L118 221H120ZM155 219H157V217H156ZM155 219H154V220H155ZM171 219H174V218L172 217ZM181 219H183V218H181ZM94 220H95V219H94ZM94 220H93V221H94ZM98 220H99V219H98ZM98 220H97V222L99 223ZM137 220H138V221H137ZM145 220H146V218H145ZM159 220H160V219H159ZM159 220H158V221H159ZM161 220L163 221L164 219L162 218ZM184 220H185V219H184ZM193 220H194V219H193ZM81 221H82V222H81ZM103 221H104V220H103ZM105 221H104V222H105ZM118 221H116L115 223H119ZM121 221H120V222H121ZM126 221H127V220H126ZM142 221H143V220H142ZM162 221H160V222H162ZM164 221H166V220H164ZM164 221H163V222H164ZM168 221H169V219H167V222H168ZM182 221H183V220H182ZM80 222H81V223H80ZM89 222H90V221H89ZM97 222L95 221V223H97ZM108 222H107V224H109ZM114 222H113V225H114ZM131 222L133 223V221H131ZM131 222H129L128 225H129ZM144 222H145V221H143V223H144ZM151 222H153V221L151 220ZM160 222H159V224H161ZM121 223H122V222H121ZM149 223H150V222H148V225H149ZM153 223L158 224L157 221H156V222H153ZM170 223H171V221H170ZM175 223H177V222H175ZM182 223H183V222H182ZM196 223H200V221H197ZM201 223H202V222H201ZM84 224H86V226H87V222L84 223ZM84 224H83L84 227H82V228H81V226H79V225H77V228H76V227H75L76 225H74L73 229H74L76 232H77V231H81V230H83V228L85 229V227H86ZM92 224H93V223H92ZM92 224H90L89 227H91ZM103 224H104L103 222H102L101 224L99 223V227L101 228V227H104V226L106 225V223H105L104 226H103ZM140 224H141V223H140ZM159 224H158V227L162 228V226H159ZM162 224H164V223H162ZM165 224H166V222H165ZM172 224H173V223H172ZM192 224H193V223H192ZM202 224H203V223H202ZM202 224H201V225H202ZM69 225H68V226H69ZM88 225H89V224H88ZM93 225H94V224H93ZM110 225H111V224H110ZM113 225H112V226H113ZM116 225H117V224H116ZM133 225H134V224H133ZM133 225H132V226H133ZM135 225H134V226H135ZM138 225H139V223H138ZM150 225H151V223H150ZM150 225H149V226H150ZM167 225H169V224L167 223L166 226H167ZM193 225H194V224H193ZM196 225H197V224H196ZM196 225H195V226H196ZM199 225H200V224H199ZM199 225H198V226H199ZM201 225L199 226V228L202 227ZM96 226H98V225H96ZM134 226H133V227H134ZM145 226H146V225H145ZM149 226H148V227H149ZM151 226H152V225H151ZM156 226H157V225H156ZM79 227H80L81 230L79 229ZM87 227H88V226H87ZM99 227H98V228H99ZM113 227H114V226H113ZM116 227H117V226H116ZM116 227H115V229H116ZM120 227L123 228V225L120 226ZM126 227H127V226H126ZM128 227H130V226H128ZM136 227H137V226H135L134 228L137 229ZM138 227H141V226H138ZM164 227H165V226H164ZM180 227H181V225H180ZM183 227H184V226H183ZM185 227H186V226H185ZM185 227H184V228H185ZM187 227H188V226H187ZM98 228H97V229H98ZM100 228H99V229H100ZM104 228H105V227H104ZM104 228H102L101 231H103ZM111 228H112V227H111ZM111 228L108 227V230H111ZM143 228H144V227H143ZM145 228L148 230L147 227H145ZM145 228H144V229H145ZM150 228H152V227H150ZM160 228H159V229H160ZM173 228H174V227H173ZM184 228H181V229H184ZM199 228H197V229H199ZM76 229H77V230H76ZM97 229H96V228H95V229H94V228H91L90 231L92 230V232H93V231L95 230L96 232H93L94 235L99 236V232H97ZM99 229H98V231H99ZM115 229H114V232H115ZM135 229H134V231H135ZM157 229H158V228H157ZM162 229H163V228H162ZM188 229H189V228H188ZM194 229H195V228H194ZM88 230H89V229H88ZM108 230H106V228H105V231L109 232ZM117 230L119 231V229H116V231H117ZM120 230H123V232H125L124 229H120ZM139 230H140V228L138 229V231H139ZM142 230H143V229H142ZM147 230H146V231H147ZM150 230L154 231L153 229H150ZM169 230H170V229H169ZM169 230H167V231L169 232ZM190 230H191V231H190ZM190 230H187V228H186L185 231L192 232L193 229H192L191 225H190ZM199 230H200V229H199ZM199 230H198V232H199ZM201 230H202L201 232H202V234H203V229H201ZM75 231H73L74 235H75ZM84 231H85V230L81 231V234H79V235L82 236V234H83ZM140 231H141V230H140ZM140 231L137 232V230H136L137 234L140 235ZM146 231L144 230V233H145ZM152 231H149V232H152ZM160 231H161V230H160ZM163 231H166V230L163 229L162 232H163ZM171 231H172V230H170V232H169L168 234H170ZM182 231H183V230H182ZM185 231H184V232H185ZM193 231H194V230H193ZM86 232H88V231H86ZM92 232H91V233H92ZM121 232H122V231H120V234H119V232H118L117 235H115V236L112 235V236H114V238H115V237L118 236V235H122ZM136 232H134V233H136ZM188 232H186V235H187ZM195 232H197V231H195ZM195 232H194V233H195ZM78 233H79V232H78ZM88 233L90 234V232H88ZM88 233H87V235H89ZM93 233H92V234H93ZM102 233H105V232H104V231L101 232V235H100V236L105 237L104 234H102ZM109 233H110V232H109ZM109 233H108V234H109ZM116 233H117V232H115V234H116ZM134 233H133V234H134ZM142 233H143V232H142ZM152 233H153V232H152ZM152 233H149V234L152 235ZM192 233H193V232H192ZM205 233H206V231L204 232V234H205ZM76 234H77V233H76ZM92 234H90V235H92ZM108 234H105V235L108 236ZM110 234H111V233H110ZM145 234L148 235V232L145 233ZM153 234H155V233H153ZM156 234H158V233H156ZM160 234H161V232H160ZM189 234H191V233H189ZM196 234H197V233H196ZM199 234H200V236H201V233H199ZM84 235H85V234H83V237H84L85 240H81V239H80V236H78V237H79V239H78V238H74V237H72V235L70 234V232L67 233V236H68L71 240L76 241L77 243H83V244H84V243H87V244L90 243L89 245H93V244L96 245V243L88 242V241H90V239L92 238V237H90V235H89V238H90V239H89L88 237L85 238L87 235H85V236H84ZM126 235H128V234H126ZM130 235H131V234H130ZM135 235H136V234H135ZM135 235H134V236H135ZM143 235H144V234H143ZM143 235L141 234V237H142ZM171 235H173V233H171ZM186 235H185V236H186ZM76 236H77V235H76ZM144 236H145V235H144ZM148 236H149V235H148ZM155 236H156V235H155ZM168 236H169V235H168ZM190 236H191V235H190ZM190 236H189V237H190ZM193 236H194V235H193ZM195 236H197V235H195ZM195 236H194V237H195ZM83 237H81V238H83ZM119 237H120V236H118V238H119ZM126 237H127V236H125V238H126ZM136 237L139 238V242H141V240H140V236L138 237V236L136 235ZM145 237H146V236H145ZM170 237H171V236H170ZM173 237H174V236H173ZM173 237H172V238H173ZM177 237H178V236H177ZM194 237H193V238H194ZM106 238H108V237H106ZM114 238H111V240L114 239ZM129 238H130V237H128V239H124V238L122 237V238H119L120 240L118 239L117 242L119 243V241H121L122 239H124L125 242H126V240H130L131 238H134V237H133V235H132L131 238H130V239H129ZM148 238H149V237H148ZM175 238H176V237H175ZM186 238H187V237H186ZM203 238H204V237H203ZM86 239H89V240H86ZM92 239L94 240L95 237H93ZM92 239H91V240H92ZM103 239H105V238H103ZM109 239H110V237H109ZM109 239H108V241H109ZM115 239H116V238H115ZM115 239H114V240H115ZM141 239H143V238H141ZM146 239H147V238H146ZM178 239H179V238H178ZM178 239H177V240H178ZM187 239H188V238H187ZM111 240H110V241H111ZM133 240L136 241V239H133ZM149 240H150V239H149ZM149 240H148V241H144V239L142 240L141 245H140V246H141V249H140V247H139V250H140V253H141V254H140V256H139V255H137V254H139V252L136 253V256H137V257H141V256H142L141 258L147 260L149 263H152V264H181V263H185L186 261H189L187 258H185V260L187 259L186 261L183 260V258L185 257V255H187V254H185V252L181 254L183 257L181 256L182 260H180V261H178V260L175 259V258H174L175 260H174V259H169V258L167 257V255H165V254L162 252V253L164 254V255H163V254L159 251V249L156 247L157 244H158L157 242H156V243H157V244H156L155 241H153V239H152V241H149ZM170 240H171V239H169V241H170ZM172 240H173V239H172ZM174 240H175V239H174ZM189 240H191V239H189ZM195 240H196V239H195ZM110 241H109V242H110ZM122 241H123V240H122ZM130 241H132V240H130ZM175 241H176V240H175ZM187 241H188V240H187ZM196 241H197V240H196ZM103 242H104V241H103ZM113 242L115 243V241H113ZM113 242H112V243H113ZM123 242H124V241H123ZM189 242H190V241H189ZM197 242H198V241H197ZM197 242H196V243H197ZM104 243L108 244L106 241H105ZM120 243H121V242H120ZM120 243H119V244H120ZM127 243H129V244L131 245V242H128V241H127ZM127 243H126V245H127V246H130V245H128ZM136 243H138V241H136ZM136 243L134 242V245H136ZM153 243H154V244H153ZM173 243L175 244V242H173ZM192 243H193V240H192ZM192 243H191V244H192ZM194 243H195V241H194ZM110 244H111V242H110ZM110 244H109V245H110ZM123 244H125V243H123ZM123 244H120V245L122 246ZM132 244H133V243H132ZM155 244H156V246H155ZM176 244H177V243H176ZM188 244H189V243H188ZM197 244H199V243H197ZM109 245H107V246H109ZM115 245L117 246L118 244L115 243ZM115 245H114V246H115ZM120 245H119V246H120ZM134 245H133V246H134ZM160 245H161V243H160ZM192 245H193V244H192ZM192 245H191V246H192ZM119 246H118V248H119ZM131 246H132V245H131ZM133 246H132V247H133ZM158 246H159V245H158ZM161 246H162V245H161ZM188 246H189V245H188ZM246 246H247V245H246ZM122 247H123V246H122ZM125 247H126V246H125ZM137 247H138V246H137ZM175 247H176V245H175ZM194 247H195V246H193V248H194ZM201 247H202V246H201ZM128 248H129V250H134V249L131 248V247H128ZM196 248H197V245H196ZM198 248H199V247H198ZM177 249H178V248H177ZM189 249H191V248H189ZM194 249H195V248H194ZM127 250H128V249H127ZM129 250H128V251H129ZM139 250H137V251H139ZM163 250H164V249H163ZM163 250H162V251H163ZM134 251H135V250H134ZM134 251H132V252L135 254L136 251H135V252H134ZM168 251H169V250H168ZM186 251H187V250H186ZM189 251H190V250H189ZM194 251H196V250H194ZM126 252H127V251H126ZM132 252H131V253H132ZM190 252H191V251H190ZM166 253H167V252H166ZM178 253H179V252H178ZM188 253H189V252H188ZM191 253H193V252H191ZM129 254H130V253H129ZM134 254H132V256H133ZM184 254H185V255H184ZM130 255H131V254H130ZM189 255H190V254H189ZM195 255H196V253H194V256H195ZM165 256H166L167 258H166ZM172 256H173V255H172ZM175 256H176V255H175ZM191 256H192V255H191ZM134 257H135V256H134ZM173 257H174V256H173ZM179 257H180V256H179ZM195 257H196V256H195ZM195 257H194V258H195ZM181 258H180V259H181ZM192 258H193V257H192ZM194 258H193V259H194ZM260 258H261V256H260ZM193 259H191V260H193ZM206 259H207V258H206ZM207 260L209 261V259H207ZM223 260H224V259H223ZM184 261H185V262H184ZM260 261H261V260H260ZM209 262H210V261H209ZM209 262H208V263H209ZM248 263H249V262H248ZM259 263H260V262H259ZM209 264H210V263H209ZM260 264H262V263H260Z\"/></svg>","mask_w":264,"mask_h":264},{"label":"water","instance_id":"water-1","mask_svg":"<svg viewBox=\"0 0 264 264\" xmlns=\"http://www.w3.org/2000/svg\"><path fill=\"white\" fill-rule=\"evenodd\" d=\"M231 2H232V5H233V8H234V11H235L236 17H237V19H238V23H239V26H240V30H241L242 37H243V39H244V42L246 43L245 34H244L243 29H242L241 23H240V21H239V16H238V13H237V9H236L235 2H234V0H231ZM246 46H247V45H246ZM248 53H249V51H248ZM254 71H255V70H254Z\"/></svg>","mask_w":264,"mask_h":264},{"label":"crops","instance_id":"crops-1","mask_svg":"<svg viewBox=\"0 0 264 264\" xmlns=\"http://www.w3.org/2000/svg\"><path fill=\"white\" fill-rule=\"evenodd\" d=\"M248 37H249V36H248ZM249 38H251L250 43H251V46H252V49H253V47H254V43H255L254 41H255V40H253L254 38L252 37L251 33H250V37H249ZM239 151H240V150H239ZM239 154H240L239 156H241V153H240V152H239ZM238 163H239V162H238ZM144 196H148V195H144ZM144 196H141V197H139V198H144ZM139 198H138V199H139Z\"/></svg>","mask_w":264,"mask_h":264}]
</instances>
